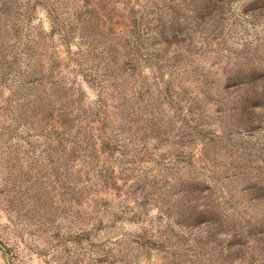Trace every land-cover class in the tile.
I'll return each mask as SVG.
<instances>
[{
    "label": "rangeland",
    "instance_id": "rangeland-1",
    "mask_svg": "<svg viewBox=\"0 0 264 264\" xmlns=\"http://www.w3.org/2000/svg\"><path fill=\"white\" fill-rule=\"evenodd\" d=\"M0 264H264V0H0Z\"/></svg>",
    "mask_w": 264,
    "mask_h": 264
}]
</instances>
